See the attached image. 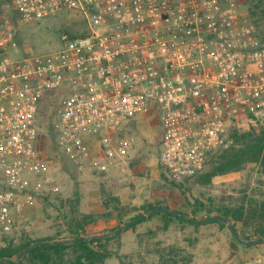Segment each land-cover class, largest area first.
<instances>
[{"label":"built area","instance_id":"obj_1","mask_svg":"<svg viewBox=\"0 0 264 264\" xmlns=\"http://www.w3.org/2000/svg\"><path fill=\"white\" fill-rule=\"evenodd\" d=\"M246 1L0 0V231L37 199L42 105L66 87L57 109L65 148L80 155L86 132L151 112L162 130L159 162L175 182L231 148L232 128L264 124V42ZM71 10L87 19L86 33L62 32L47 53H15L8 12L28 24ZM110 140L111 157L132 143Z\"/></svg>","mask_w":264,"mask_h":264},{"label":"rangeland","instance_id":"obj_2","mask_svg":"<svg viewBox=\"0 0 264 264\" xmlns=\"http://www.w3.org/2000/svg\"><path fill=\"white\" fill-rule=\"evenodd\" d=\"M251 6L252 1L247 0L243 12L261 34L251 16ZM7 14L17 28L15 53L19 56L57 49L64 31L73 35L88 31L87 19L75 10L28 24L18 21L16 11ZM67 92L68 87L44 100L39 143L45 161L42 187L36 201L27 205L35 212H22L11 232L0 231V248L20 246L41 236L61 240L77 234L86 238L110 235L111 239L101 245L94 244L108 254L105 264H264V236H257L259 225L264 226L263 161L217 175L208 184L198 182L206 169L192 179L175 182L159 162L162 130L151 112L86 132L85 151L78 155L59 141L57 109ZM252 128L259 131L264 124L234 127L229 134L237 143L232 130L245 133ZM108 138L132 143L111 157L106 147ZM243 200L250 202L257 217L247 225L239 221L237 227L239 233L262 238L256 244L239 241L224 221L206 220L213 201L237 204ZM162 207L180 212L183 219L166 217ZM139 213L148 216L134 227L128 225ZM188 218H196L198 223ZM78 222L86 225L83 231L77 229ZM32 223L42 230L39 235L28 230ZM67 257L74 258L75 253L70 251Z\"/></svg>","mask_w":264,"mask_h":264},{"label":"trees","instance_id":"obj_3","mask_svg":"<svg viewBox=\"0 0 264 264\" xmlns=\"http://www.w3.org/2000/svg\"><path fill=\"white\" fill-rule=\"evenodd\" d=\"M251 1V16L255 24L261 29V34L259 35L264 42V0ZM232 136L236 138L237 143L231 148L218 151V154L215 153L212 156L206 171L200 174L199 178L197 177L200 184L211 183L217 175L241 170L249 162H264V128H261L259 131L252 128L251 131L245 133H240L237 129H233ZM224 202L215 204L213 201L214 206L208 210L207 217L224 216L238 232L237 222L241 221L247 225L249 224V220L257 217V213L250 206L249 201L243 200L237 204ZM154 207L152 205V208ZM262 208L264 211V205H262ZM163 214L169 218L173 217V215L164 211ZM139 215L140 213L137 216ZM261 215H264V212H261ZM178 219L182 220L183 217L180 215ZM143 220L141 219L131 224V226L134 227ZM188 220L198 223L196 218H188ZM87 221L85 220L84 223ZM217 221L223 222L222 220ZM84 223L78 222L77 229L79 231H83L86 228ZM257 232L258 237L264 236V226L259 225ZM240 234L245 239L251 240L254 238L245 231L240 232ZM106 239H111V236L97 235L92 238H86L77 234L71 239L60 240L48 237L33 239L20 246H5L0 248V264H105L108 254L102 252V250H98L94 244L101 245ZM38 241L46 243L36 246L23 256L25 248ZM70 251L75 253L74 258L67 257ZM14 257H17V259H14Z\"/></svg>","mask_w":264,"mask_h":264},{"label":"water","instance_id":"obj_4","mask_svg":"<svg viewBox=\"0 0 264 264\" xmlns=\"http://www.w3.org/2000/svg\"><path fill=\"white\" fill-rule=\"evenodd\" d=\"M161 210L164 211V212H167V213H169L171 215H175L177 217H179L181 215L180 212L174 211V210H171V209H168L166 207H162ZM147 216H148V214L142 213L139 216L135 217L131 222H129L128 225H131L133 223H136L139 220L146 218ZM206 220H208V221H217V220L224 221L228 225V227L232 230V232L234 233V236L239 241L243 242L244 244L250 245V244H256V243L262 241V238H259V239H251V240L250 239L243 238L241 236V234L232 226V224L230 223V221L226 217H224V216H209V217L206 218ZM44 243H46V242L38 241V242H35L34 244L28 246L23 251V256L26 255L29 250H32L36 246L41 245V244H44Z\"/></svg>","mask_w":264,"mask_h":264},{"label":"crops","instance_id":"obj_5","mask_svg":"<svg viewBox=\"0 0 264 264\" xmlns=\"http://www.w3.org/2000/svg\"><path fill=\"white\" fill-rule=\"evenodd\" d=\"M22 212H27L28 214H31V213H34L35 210H33L31 206H25L23 208ZM22 212L19 215H22ZM30 229H32L31 230L32 231L31 235H39L40 231H42L39 227H36L35 224H33V223L28 226V230H30ZM38 237H40V236H38ZM42 237L43 236H41L40 238H42Z\"/></svg>","mask_w":264,"mask_h":264}]
</instances>
